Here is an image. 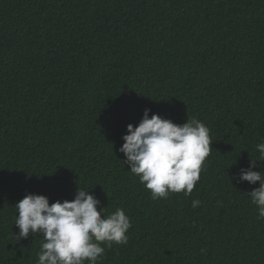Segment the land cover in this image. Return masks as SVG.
<instances>
[{
  "label": "trees",
  "instance_id": "1",
  "mask_svg": "<svg viewBox=\"0 0 264 264\" xmlns=\"http://www.w3.org/2000/svg\"><path fill=\"white\" fill-rule=\"evenodd\" d=\"M145 109L209 128L189 196L153 200L122 163ZM262 141L264 0H0V264H37L45 242L17 239L16 203L81 187L132 224L98 264H264L259 182L239 181L264 172Z\"/></svg>",
  "mask_w": 264,
  "mask_h": 264
},
{
  "label": "clouds",
  "instance_id": "2",
  "mask_svg": "<svg viewBox=\"0 0 264 264\" xmlns=\"http://www.w3.org/2000/svg\"><path fill=\"white\" fill-rule=\"evenodd\" d=\"M150 109L143 111L137 126H126L123 144L118 149L124 165L151 194L153 200L167 199L171 193L189 196L200 179L206 158L211 154L209 128L192 117L182 125L156 114L149 118ZM259 159L264 160V141L256 145ZM254 162L239 173V181L259 187L246 193L264 219V172L253 171ZM100 200L89 190L77 188L72 201L49 204L43 195L27 194L16 203L14 224L19 229L18 240L30 235H42L44 241L37 264H98L106 248L113 243L126 245L131 220L122 208L110 215L97 210ZM199 200L192 201L195 209ZM103 245V246H101Z\"/></svg>",
  "mask_w": 264,
  "mask_h": 264
}]
</instances>
